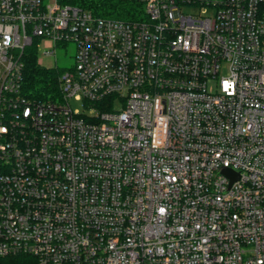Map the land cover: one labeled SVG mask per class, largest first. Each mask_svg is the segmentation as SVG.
Here are the masks:
<instances>
[{"label": "built area", "instance_id": "obj_1", "mask_svg": "<svg viewBox=\"0 0 264 264\" xmlns=\"http://www.w3.org/2000/svg\"><path fill=\"white\" fill-rule=\"evenodd\" d=\"M122 1L0 0V264H264V0Z\"/></svg>", "mask_w": 264, "mask_h": 264}, {"label": "trees", "instance_id": "obj_2", "mask_svg": "<svg viewBox=\"0 0 264 264\" xmlns=\"http://www.w3.org/2000/svg\"><path fill=\"white\" fill-rule=\"evenodd\" d=\"M69 4L90 11L98 17L131 21L139 16L135 14L137 5L122 0H61ZM57 75L59 71L41 68L37 63V54L32 50L30 56L25 58L23 88L32 98L46 100L54 98L59 91Z\"/></svg>", "mask_w": 264, "mask_h": 264}, {"label": "rangeland", "instance_id": "obj_3", "mask_svg": "<svg viewBox=\"0 0 264 264\" xmlns=\"http://www.w3.org/2000/svg\"><path fill=\"white\" fill-rule=\"evenodd\" d=\"M190 13L198 12L196 8H189L187 10ZM210 13H207L209 16ZM51 48L49 44L42 43L41 51L37 54V63L41 68L47 70H53L59 68L61 71L69 70L75 65V52L76 46L74 44H68V46L59 45L56 47V57L45 56L42 51ZM74 108L79 107L73 100H71Z\"/></svg>", "mask_w": 264, "mask_h": 264}, {"label": "water", "instance_id": "obj_4", "mask_svg": "<svg viewBox=\"0 0 264 264\" xmlns=\"http://www.w3.org/2000/svg\"><path fill=\"white\" fill-rule=\"evenodd\" d=\"M224 173L226 175H228L229 177H231L233 180L236 179V176H234V174L232 173V171L230 170H225Z\"/></svg>", "mask_w": 264, "mask_h": 264}]
</instances>
